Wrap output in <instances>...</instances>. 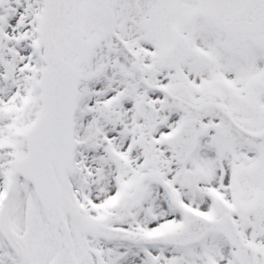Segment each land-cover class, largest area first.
<instances>
[{
    "label": "snow or ice",
    "instance_id": "6c2138e0",
    "mask_svg": "<svg viewBox=\"0 0 264 264\" xmlns=\"http://www.w3.org/2000/svg\"><path fill=\"white\" fill-rule=\"evenodd\" d=\"M0 264H264V0H0Z\"/></svg>",
    "mask_w": 264,
    "mask_h": 264
}]
</instances>
